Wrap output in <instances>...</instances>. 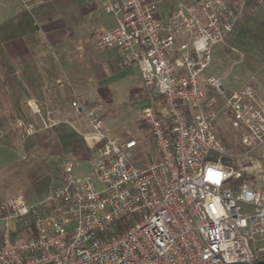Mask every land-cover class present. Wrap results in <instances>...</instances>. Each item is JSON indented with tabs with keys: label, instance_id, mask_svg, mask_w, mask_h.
<instances>
[{
	"label": "built area",
	"instance_id": "obj_1",
	"mask_svg": "<svg viewBox=\"0 0 264 264\" xmlns=\"http://www.w3.org/2000/svg\"><path fill=\"white\" fill-rule=\"evenodd\" d=\"M193 3L162 15L158 1L105 2L103 10L117 26L96 46L122 51L127 64L138 65L145 87L160 96L158 108L142 110L159 158L134 164L137 142L115 139L101 105L89 108L75 99L72 106L99 143L93 173L77 175L78 163L69 159L62 185L37 203L22 193L9 198L5 219L31 232L13 235L5 221L0 264H264V246L251 248L264 240V184L227 185L240 173L222 163L227 150L214 128L222 97L219 112L254 151L264 145V102L251 85L226 94L219 77L201 83L238 15L225 0ZM30 106L39 111L35 102ZM26 132L36 129L29 125ZM123 218L129 226L115 229Z\"/></svg>",
	"mask_w": 264,
	"mask_h": 264
},
{
	"label": "crops",
	"instance_id": "obj_2",
	"mask_svg": "<svg viewBox=\"0 0 264 264\" xmlns=\"http://www.w3.org/2000/svg\"><path fill=\"white\" fill-rule=\"evenodd\" d=\"M90 4H73L72 0L3 1L0 113L20 129L17 133V129L6 130L7 126L0 124L4 135L0 161H5V167L12 168L23 155L34 159L62 155L75 160L77 166L89 161L93 168L99 143L89 134L84 114L72 106L74 96L83 103H100L105 114L114 116L116 102L122 97L121 86H131L137 76L143 82L138 65L127 64L122 51L97 48L100 35L115 28L117 20L104 10L103 19L91 17ZM156 95L143 108H158L161 99L158 102ZM31 102L37 104L38 112L33 111ZM60 124H66L67 129H56ZM29 125L35 127L34 134H27ZM70 129L85 140L84 145L78 143V150L70 137L67 143L60 137L69 135ZM92 170L80 176L90 175Z\"/></svg>",
	"mask_w": 264,
	"mask_h": 264
},
{
	"label": "rangeland",
	"instance_id": "obj_3",
	"mask_svg": "<svg viewBox=\"0 0 264 264\" xmlns=\"http://www.w3.org/2000/svg\"><path fill=\"white\" fill-rule=\"evenodd\" d=\"M1 1L0 15L4 10V0ZM72 1L73 4L91 2V17L98 19L105 17L102 10L104 0ZM151 1H158L161 14L165 15L174 11L180 3L194 4L193 2L196 0ZM225 1L237 13L240 28L232 32L223 43L214 48L212 62L201 74V83H204L208 76L219 77L223 81L226 94H230L232 91L246 85H251L256 89L259 99L264 102V26L262 24L264 1ZM121 89L122 97L116 102L114 116L107 112L105 114L104 107L100 103L86 104L89 108L101 105V117L107 120L106 129L115 139L121 141L134 139L137 142L132 151V162L134 164L149 163L159 158V150L154 137L142 118V110L148 102L152 101L151 97L156 94L153 93V89L147 88V91L139 76L134 79L131 86L130 84L124 85L121 86ZM159 98L158 102H160ZM1 99L2 95L0 93ZM75 99H78L77 95L74 96ZM223 104L224 99L220 97L217 106L218 115L214 119L216 134L227 150L222 158V163L229 168V171L240 173L238 178L231 177L227 185L234 188L245 183L262 186L264 184V145L249 152L241 141V133L233 128L229 119L222 112H219L222 110ZM1 107L2 102H0ZM0 124L7 126L6 130L14 131V129H17V133L20 132V129L15 127L14 122L11 119L4 118L2 113H0ZM14 136H18V134ZM3 138L4 135L0 133V140H3ZM23 156L20 161H15L12 164V168L11 166L5 167L3 165L5 161H0V239L1 229L6 220L9 222L10 231L13 235H27L29 234L28 231L31 232L23 229L16 220L12 218L5 219L9 214L7 209L8 199L17 193H22L28 202L37 203L48 190L56 189L62 185V166L69 159L62 155L45 159H34L28 155ZM79 163L81 166L76 167L78 175L88 173L93 169L89 161ZM13 168H16V171L12 173L11 169ZM94 182L97 187H102L97 180ZM244 211L251 213L252 209L245 207ZM257 246H264V240L251 243L253 250Z\"/></svg>",
	"mask_w": 264,
	"mask_h": 264
},
{
	"label": "trees",
	"instance_id": "obj_4",
	"mask_svg": "<svg viewBox=\"0 0 264 264\" xmlns=\"http://www.w3.org/2000/svg\"><path fill=\"white\" fill-rule=\"evenodd\" d=\"M262 24L264 26V19H263ZM239 26H240L239 21H237V23L235 24V28H234L233 32L235 30L239 29L240 28ZM65 126H66V124H60V125L56 126V129H67L66 128L67 126L66 127ZM69 131L71 132L69 135L66 136V134H64V135L62 134V135H60V137L65 143L68 142V139L70 137V140H72L73 142L75 141L77 143V148L75 150H78L79 149L78 143H80V146L84 145L85 140L81 136L76 134L74 131H72L71 129ZM128 226H129L128 219L123 218V219H120L119 221H117L114 227L117 230H121V229L127 228ZM26 230L28 231V229H26ZM27 233H30V232L28 231Z\"/></svg>",
	"mask_w": 264,
	"mask_h": 264
},
{
	"label": "snow or ice",
	"instance_id": "obj_5",
	"mask_svg": "<svg viewBox=\"0 0 264 264\" xmlns=\"http://www.w3.org/2000/svg\"><path fill=\"white\" fill-rule=\"evenodd\" d=\"M209 179H211L212 178V174H211V172L209 173V177H208ZM217 183L219 182L218 180L216 181Z\"/></svg>",
	"mask_w": 264,
	"mask_h": 264
}]
</instances>
